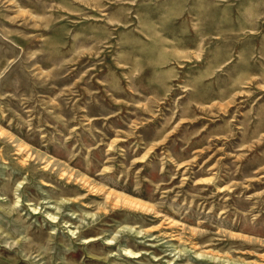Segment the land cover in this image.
I'll list each match as a JSON object with an SVG mask.
<instances>
[{"label": "rangeland", "instance_id": "1", "mask_svg": "<svg viewBox=\"0 0 264 264\" xmlns=\"http://www.w3.org/2000/svg\"><path fill=\"white\" fill-rule=\"evenodd\" d=\"M0 264H264V0H0Z\"/></svg>", "mask_w": 264, "mask_h": 264}]
</instances>
